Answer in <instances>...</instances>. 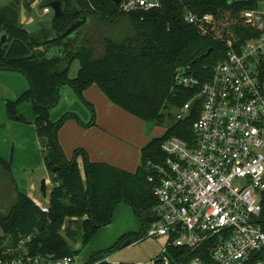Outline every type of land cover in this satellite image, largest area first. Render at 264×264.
<instances>
[{
    "label": "trees",
    "instance_id": "trees-1",
    "mask_svg": "<svg viewBox=\"0 0 264 264\" xmlns=\"http://www.w3.org/2000/svg\"><path fill=\"white\" fill-rule=\"evenodd\" d=\"M48 1H59L62 15L53 17L49 31L30 33L20 23V6L30 10L34 3ZM161 1L160 8L148 12H125L111 0H13L0 11V71L21 74L29 84L19 99L7 103L8 116L12 121L25 122L18 107L23 103L33 105L52 183L49 213H43L14 183L16 201L8 214L0 213V252L31 236L27 246L33 255L56 259L78 256L100 229L112 223L122 203L133 208L142 224L140 233L127 234L110 249L91 254L87 264L108 258L127 241L131 245L147 236V230L157 220L158 204L156 183L150 182V177L158 175L154 166L167 161L162 144L173 136L192 139L193 124L202 109L201 99L192 100L201 87L180 86L175 75L178 70L190 68L201 86L208 82L214 67L230 51L239 52L248 41L259 37L255 24L245 19L243 12L258 8L263 0ZM187 13L199 19L211 16L212 20L190 24ZM84 16L87 22L71 36L44 42ZM125 25L129 33L121 37L120 28ZM3 36L8 37L5 42ZM76 61L80 67L76 77L71 78L70 70ZM94 85L128 114L157 126L173 117L172 110L190 101L191 107L185 119L176 120L162 137L153 138L141 149V162L135 172L92 162L82 149L68 159L59 142L60 129L70 119L90 127L95 116L85 124L77 114L67 112L53 122L52 112L60 105L64 86L71 87L93 112L84 92ZM0 167H5L12 177L10 163L1 157ZM261 226L264 230V196ZM78 236L82 247L73 250L70 241L75 242ZM188 255L187 249L173 245H166L162 254L169 264H183Z\"/></svg>",
    "mask_w": 264,
    "mask_h": 264
},
{
    "label": "built area",
    "instance_id": "built-area-1",
    "mask_svg": "<svg viewBox=\"0 0 264 264\" xmlns=\"http://www.w3.org/2000/svg\"><path fill=\"white\" fill-rule=\"evenodd\" d=\"M161 0H122L125 12L160 8ZM45 7L44 13L49 14ZM243 17L256 26L259 37L213 69L201 86L190 68L178 70L175 82L185 88L201 87L192 99L202 100L193 138L170 137L162 144L167 155L154 166L157 220L148 237H166L167 246L187 249L183 264H264L261 226L264 196V0ZM190 24L211 21L187 13ZM191 101L176 110L177 120L189 114ZM49 213L50 203L40 204ZM31 236L0 252V264H87L78 256L56 259L33 255ZM166 248L164 249V252ZM109 263V258L91 264ZM154 264H169L162 257Z\"/></svg>",
    "mask_w": 264,
    "mask_h": 264
},
{
    "label": "crops",
    "instance_id": "crops-1",
    "mask_svg": "<svg viewBox=\"0 0 264 264\" xmlns=\"http://www.w3.org/2000/svg\"><path fill=\"white\" fill-rule=\"evenodd\" d=\"M66 87L68 86L61 89L65 96L62 94L60 105L52 112L51 120L56 122L65 113L73 112L85 124H89L95 116L93 125L90 127H84L77 120L70 119L60 129L59 142L66 157L72 159L75 151L82 149L92 162L107 163L128 172H135L141 162V150L131 147L128 140L122 141L117 134L118 130L125 128L124 120L130 114L128 115L127 112L110 102L95 85L84 92L85 100L93 107V114L88 107V110H84L74 91ZM28 88L29 84L21 74L0 71V157L10 163L11 175L18 190L40 205L50 201L52 183L43 159L41 143L35 126L33 105L23 103L18 107V112L25 122L10 120L7 112V103L19 99ZM128 132L126 130L127 134ZM78 162L82 167L81 157ZM43 180L46 181L47 187L45 197L40 190V181L42 183ZM48 186L51 187L50 190ZM13 191L15 196V188ZM126 210L128 209L125 207L119 209L120 213ZM116 211L117 209L114 212V218ZM124 229L120 234L112 235L110 240L108 238V245L109 243H112V246L115 245L127 235V229ZM104 231L105 228L98 235ZM94 239L89 243L90 250H92L89 253L108 249L97 247ZM109 262H111L110 259Z\"/></svg>",
    "mask_w": 264,
    "mask_h": 264
},
{
    "label": "rangeland",
    "instance_id": "rangeland-1",
    "mask_svg": "<svg viewBox=\"0 0 264 264\" xmlns=\"http://www.w3.org/2000/svg\"><path fill=\"white\" fill-rule=\"evenodd\" d=\"M12 1L13 0H0V11L4 7L9 5ZM50 2L52 1L36 2L32 5V8L30 10L25 9L22 5L20 6L18 10L20 23L30 33L39 35L40 32L49 31L51 29L54 12L51 8L49 14H45L43 11ZM120 30H122L120 31L121 37H124L129 33V28L126 27V25L124 27H121ZM79 67L80 66L77 61L73 63L70 70L71 78H74L77 75ZM66 88L71 90L69 86ZM62 94L63 91L61 92V96H65V94ZM78 102L84 110H88L87 107L80 102V100H78ZM171 113L173 114V117L167 118L165 124L161 126H157L154 123H145L139 118L128 114L129 116H126L127 118L126 120H124L125 128L123 127V130H118L117 134L122 141L128 140L131 147H135V149L141 150L146 147L153 138L162 137L165 134L167 128L177 120L176 110H172ZM126 130L129 131V134L126 133ZM13 189L14 182L9 174V171L5 167H0V213L4 215L9 213L10 208L16 201L14 200L15 197ZM48 189L50 190L51 187L48 186ZM120 207H125L128 210L121 211L120 213ZM116 209L117 211L115 213V218L113 217L112 223L100 229L101 231L105 228V231L102 234H97L98 236L96 235L97 237H95L96 239H94L96 241L95 243L97 244V247L99 248L104 247L110 249L112 243H109L108 245L107 239L109 238L110 240L111 236L116 233L120 234L123 231L122 229L124 228V230L127 229V234H137L140 233L142 229V224L139 218L129 204L122 203ZM167 242L168 239L166 237L146 236L144 239L138 240L128 246H125V243L120 250L108 256V258L112 262L109 263L154 264L156 261L160 260L161 257H163L162 254L164 252V249L166 248ZM70 244L73 250H80L82 247L81 236H78L75 242L70 241ZM108 249L101 250L106 251ZM90 251H92L90 250V245L86 246L84 249H81L80 254L78 255L80 262H86L89 259L90 254H92L89 253Z\"/></svg>",
    "mask_w": 264,
    "mask_h": 264
},
{
    "label": "water",
    "instance_id": "water-1",
    "mask_svg": "<svg viewBox=\"0 0 264 264\" xmlns=\"http://www.w3.org/2000/svg\"><path fill=\"white\" fill-rule=\"evenodd\" d=\"M114 4L119 5L122 0H111ZM46 7H49L54 12V17H59L63 13L62 4L59 1H52L50 2ZM87 22V18L84 16L80 18L78 21L70 25L63 33H56L50 36L48 39H46L44 42H51L58 39H64L66 37L71 36L74 34L79 28H81L85 23ZM8 39L7 36L2 37V42H5ZM43 43V42H42ZM211 51H209L210 53ZM208 53V54H209ZM55 170V169H54ZM41 193L45 197L47 193V187H46V181L43 180L41 183ZM130 244V241H128L125 246H128Z\"/></svg>",
    "mask_w": 264,
    "mask_h": 264
}]
</instances>
